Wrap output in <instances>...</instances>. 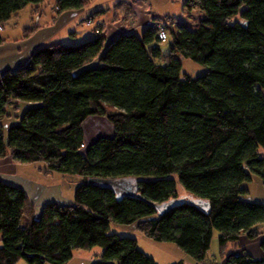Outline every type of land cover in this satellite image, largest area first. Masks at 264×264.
Returning <instances> with one entry per match:
<instances>
[{
	"label": "trees",
	"instance_id": "16d2710c",
	"mask_svg": "<svg viewBox=\"0 0 264 264\" xmlns=\"http://www.w3.org/2000/svg\"><path fill=\"white\" fill-rule=\"evenodd\" d=\"M44 1L0 0V26ZM183 12L199 13L197 28L167 16L165 53L152 26L111 42L99 32L40 47L0 77V159L81 179L71 204L48 203L39 216L24 189L0 180V264H68L93 247L103 254L92 264H157L137 239L110 234L113 223L175 243L196 264L215 231L222 249L259 240L263 256L241 248L215 264H264V204L242 199L255 177L264 183V0H184ZM183 60L206 72L188 75ZM92 117L114 135L86 144ZM126 178L134 195L95 181Z\"/></svg>",
	"mask_w": 264,
	"mask_h": 264
},
{
	"label": "rangeland",
	"instance_id": "374dc122",
	"mask_svg": "<svg viewBox=\"0 0 264 264\" xmlns=\"http://www.w3.org/2000/svg\"><path fill=\"white\" fill-rule=\"evenodd\" d=\"M183 1L184 0H132L127 2V0H88L86 7L84 8L85 10L82 11L83 13L78 15L77 19L71 23L64 24V22H60L58 27L48 36L50 39L48 43L43 45V47L55 42L62 44H80L95 38L99 32H102V34L105 33L106 24L102 19H98L102 15H96L93 19L89 18L92 15L84 18L86 14L97 9L107 8V10L103 11L105 14L113 12V15L111 13L110 15L105 16L107 21L121 22V26L126 27L135 26L136 28L134 29V32L139 35L142 34V28L153 20L152 16L160 17L164 22H166L164 19L167 16H170L178 19L181 23L187 24L189 28L196 29L199 13L194 12L191 15L187 13L184 14ZM124 3L125 5L127 4L130 6L134 16L131 15L130 11V15L126 14V11H128L129 8H126L127 6H125ZM121 4L124 6H121ZM109 6H113V8H110ZM125 15H128L126 21L124 20ZM60 16L61 14L58 13L56 8V0H45L41 5H29L20 13L13 15V18L7 22L6 25L0 26V34L2 36L9 35L10 42L29 40L34 37L41 28L44 29L45 27L55 25ZM32 28L35 29L31 31L30 29ZM73 31L78 32L76 38L70 35V32ZM161 47L164 53L168 51V43L162 44ZM182 63L183 71L192 77L201 76L206 72V68L192 62L191 60H183ZM84 129L86 144L92 143L100 136L110 137L114 135V127L107 118L92 117L84 124ZM260 153L261 155H264V150L260 149ZM22 165L24 166V164ZM37 165L38 164H31L28 166L30 168L27 170H29L30 173L35 172L30 169L37 170L39 167L42 168L41 166L44 164L41 163L38 167ZM41 170H43V168ZM53 174L57 175L56 173ZM42 175V180L48 182V180L44 178V174ZM50 177L51 176H48V178ZM69 179V183H71L72 180L78 181L79 178L74 177ZM109 185L115 188L119 197L136 192V180L133 178L111 181ZM74 186L75 185H72L71 187L68 186L67 193H71V190L75 192L76 186L75 189ZM247 186L250 189V192L242 196V199L247 202L264 204V183L262 180L255 177L253 182ZM179 190H181L180 187ZM39 215L40 213L37 212V216ZM260 230L264 232V228H260ZM110 234L137 239L139 248L148 256L154 258L157 264H175L178 262H183L184 264H196V261L175 243L155 242L148 239L137 229L136 225L123 226L113 223L110 228ZM219 236L220 233L215 231L204 264L223 262L229 254L239 252V249L241 248L248 249L256 257H259L260 255L258 252L259 240L248 241L246 238H243L239 245L229 244L225 249H222L219 243ZM102 254L103 249L101 247L79 249L75 251L74 258L69 264H92L95 261H99ZM19 264L28 263L23 260Z\"/></svg>",
	"mask_w": 264,
	"mask_h": 264
},
{
	"label": "crops",
	"instance_id": "0c3cea01",
	"mask_svg": "<svg viewBox=\"0 0 264 264\" xmlns=\"http://www.w3.org/2000/svg\"><path fill=\"white\" fill-rule=\"evenodd\" d=\"M132 0H127V2ZM41 5V4H40ZM38 6V5H35ZM28 7V6H27ZM110 8L113 6H109ZM82 10H75V11H69L61 14L58 21L55 23V25L51 27H45L44 29H40V31L31 39L29 40H21L19 42H10V36H3L6 43L0 46V77L9 70H16L24 65H26L30 59V56L32 53L40 48L43 47L46 43H48L52 31L55 30V28L58 27V24L60 22L65 23H71L72 21H75L81 13H83ZM106 9H97L95 11H91L88 14L84 16V18L92 15L96 11H101L102 16H100L98 19H102L104 21L105 25V33L102 35L105 36L108 40V42H111L121 36L125 33H131L130 31L134 32V27H126L121 26V22H109L105 19V16H108L111 13H104L103 11ZM21 12V11H20ZM18 12V13H20ZM16 13V14H18ZM15 14V15H16ZM105 14V15H104ZM154 17V16H152ZM13 18V17H12ZM11 18V19H12ZM113 19V18H112ZM96 20V19H95ZM148 24V23H147ZM145 25L142 28V32L147 28L148 25ZM6 25V23L4 24ZM128 30V31H127ZM77 31L70 32V35L74 36L76 38ZM98 36V35H97ZM96 37V36H95ZM58 42L52 43L57 44ZM48 45V46H50ZM36 165V164H35ZM41 165L38 164L37 167ZM29 165H22L19 162H16L11 157H6L0 159V180L3 181L6 184L17 186L25 190L27 193L29 199L36 207V213H41L42 208L47 205L48 203H57L61 205L71 204L73 202V195L75 192L71 190V193H67L68 186L71 187L72 185H75L76 187L81 182V179L79 178L78 181H73L69 183V178H74L77 176H70V175H63L59 173H56L57 175L53 173L45 174L44 166L42 165V168H38L37 170L30 169L31 171H35L30 173L28 167ZM37 171V173H36ZM48 180L43 181L41 176ZM47 176V177H46ZM48 176H51L48 178ZM74 186V189H75ZM73 192V193H72ZM2 235L0 234V247L2 246ZM259 257L263 256L260 249H258ZM21 263V262H20ZM69 264V263H68Z\"/></svg>",
	"mask_w": 264,
	"mask_h": 264
},
{
	"label": "built area",
	"instance_id": "2783aa9c",
	"mask_svg": "<svg viewBox=\"0 0 264 264\" xmlns=\"http://www.w3.org/2000/svg\"><path fill=\"white\" fill-rule=\"evenodd\" d=\"M166 25H167L166 22H164V21L158 22L155 19L151 20L148 23V26H152V27H155L156 29H158V31H159L158 37H159L161 43H163V44L167 43L168 39H169V35H168L167 30H166Z\"/></svg>",
	"mask_w": 264,
	"mask_h": 264
},
{
	"label": "water",
	"instance_id": "95a60500",
	"mask_svg": "<svg viewBox=\"0 0 264 264\" xmlns=\"http://www.w3.org/2000/svg\"><path fill=\"white\" fill-rule=\"evenodd\" d=\"M96 182H98V183H101V184H104V185H108V186H110L109 185V183L111 182L110 180H95ZM135 193H133V194H130V195H134ZM164 211H160V215H161V213H163Z\"/></svg>",
	"mask_w": 264,
	"mask_h": 264
}]
</instances>
